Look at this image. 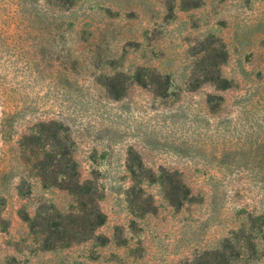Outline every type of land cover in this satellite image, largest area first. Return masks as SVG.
Instances as JSON below:
<instances>
[{
    "label": "rangeland",
    "instance_id": "rangeland-1",
    "mask_svg": "<svg viewBox=\"0 0 264 264\" xmlns=\"http://www.w3.org/2000/svg\"><path fill=\"white\" fill-rule=\"evenodd\" d=\"M56 2L0 0V264H184L228 238L246 247L240 264H264V0ZM212 46L227 50L231 87L190 90ZM139 66L170 75V95L133 83L110 97L105 76ZM50 120L69 126L107 220L44 250L25 215L68 213L74 198L43 186L21 139ZM131 149L151 172H178L193 200L177 209L148 181L156 210L134 213Z\"/></svg>",
    "mask_w": 264,
    "mask_h": 264
},
{
    "label": "trees",
    "instance_id": "trees-1",
    "mask_svg": "<svg viewBox=\"0 0 264 264\" xmlns=\"http://www.w3.org/2000/svg\"><path fill=\"white\" fill-rule=\"evenodd\" d=\"M76 2L57 0L56 3L70 8ZM200 53L188 83L189 89L195 90L203 84H212L221 90L231 87L230 80L222 73L227 50L223 46H212ZM133 83L151 87L161 97L170 95L172 87L170 75H163L147 66H139L132 74L115 72L105 76L104 81L109 96L114 99L122 98ZM21 147L26 162L36 171L45 188L66 190L74 198L68 213L51 206L35 217L25 215L31 233L40 238L43 249L52 250L93 238L97 229L105 224L107 216L99 207L101 196L94 181L81 177L80 165L75 157L76 142L69 126L58 120L41 121L22 137ZM127 167L132 181L127 190V200L137 215L156 210L153 198L144 191V182H159L165 198L177 209L193 200L191 188L178 172L164 170L157 174L147 170L143 159L133 149L130 150ZM252 247L255 254V246ZM245 253L246 247L238 238H228L221 247L204 251L184 264H240Z\"/></svg>",
    "mask_w": 264,
    "mask_h": 264
}]
</instances>
